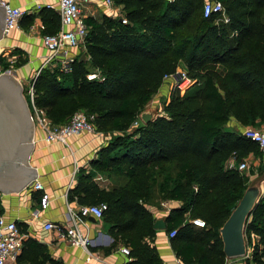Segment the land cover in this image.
<instances>
[{"label": "trees", "instance_id": "trees-1", "mask_svg": "<svg viewBox=\"0 0 264 264\" xmlns=\"http://www.w3.org/2000/svg\"><path fill=\"white\" fill-rule=\"evenodd\" d=\"M203 1L113 0L126 23L106 15L85 19L88 65L74 59L70 73L44 67L30 83L33 106L52 125L82 111L92 116L96 131L110 133L88 164L124 176V184L102 189L82 169L68 199L106 205L101 219L113 239L106 251L123 243L129 248L125 264L160 262L150 242L155 219L147 206L155 199L180 202L163 220L168 234L175 230L171 246L182 264H224L219 228L249 182L224 165L233 154L238 160L262 157L251 139L226 124L231 117L242 125L264 124V0H213L223 6L226 23L216 14L204 17ZM41 22L46 36L58 31V14L43 12ZM179 62L197 84L183 95L172 93L165 116L130 129ZM91 73L98 76L88 80ZM263 173L260 167L257 176ZM188 218L202 219L205 227L195 228ZM17 226L24 232V224ZM244 236L247 254L250 249L244 264H264V195L246 220ZM16 262L61 264L29 237Z\"/></svg>", "mask_w": 264, "mask_h": 264}, {"label": "crops", "instance_id": "crops-1", "mask_svg": "<svg viewBox=\"0 0 264 264\" xmlns=\"http://www.w3.org/2000/svg\"><path fill=\"white\" fill-rule=\"evenodd\" d=\"M10 4L19 8L23 14L18 26L8 34L0 37V70H10L21 83L27 95L31 80L42 68L49 67L58 70L60 68V60L52 64L46 63L51 51L45 44L46 34L41 22V13L43 12L49 13L52 11L59 16V0H10ZM83 14L85 19L87 17L100 19L102 15L120 20L122 17L124 18V10L121 5L114 3L108 9L98 0H91L86 3L83 7ZM218 20L221 21L219 17ZM60 28L59 16L58 31ZM64 50L65 56L72 60L78 59V61L84 53L85 59L83 62L88 65V56L85 53L84 46L65 47ZM178 67L184 68V64L179 62ZM170 81V79L163 78L157 91L165 90ZM163 86L164 88H162ZM156 102L157 92L147 102L145 108H156ZM230 123L233 126H239L235 121ZM134 127L131 126V128ZM262 127H264V124L257 128ZM110 137V133L99 131L95 133L82 132L78 135L69 136L65 143L45 144L42 140L43 133L37 128L34 133L33 150L30 154L29 163L36 170V180L42 184L43 189L50 196L49 205L45 210H41L38 204L40 192L33 191L30 188H25L18 193H0L1 215L5 220L14 221L16 225L18 223L24 224V229L22 227L24 232L19 231L24 235L23 240L29 237L45 245L50 257L61 264H125L130 260L129 254L125 255L120 251L121 247H127L121 242H116L112 249L106 251L112 246L113 239L108 234V226L102 219L87 216L78 226L81 234L90 241L87 251L58 238L54 231L43 229L45 222H63L67 206L74 211H77L81 206L76 199H68L69 190L77 183L79 170L84 169L83 173L90 174L93 182L102 189L109 190L124 184V176H108L95 171L88 164L90 160L97 157L98 151L107 144ZM247 158L253 159V156ZM262 163H264L263 155L254 161V164L259 165L258 169L262 167ZM257 173L251 174V179L256 177ZM262 191H264V181ZM179 205L180 202L177 201L155 199L154 203L147 206L156 220L164 219L171 208ZM189 220L188 218L187 222H190ZM194 227L197 228L195 225ZM170 239L165 229H154V236L150 242L157 250L159 264H182L171 246ZM238 260V258H225L224 264H242ZM7 264H17V262L14 260L9 261Z\"/></svg>", "mask_w": 264, "mask_h": 264}, {"label": "built area", "instance_id": "built-area-1", "mask_svg": "<svg viewBox=\"0 0 264 264\" xmlns=\"http://www.w3.org/2000/svg\"><path fill=\"white\" fill-rule=\"evenodd\" d=\"M89 1L91 0H59L58 12L60 16L61 28L56 32V34L52 36H45L44 38L46 46L51 51L46 59V63L52 64L55 63V61L60 60L61 65L59 71L62 73H70V64L73 61L71 58L65 56L64 48L84 46L88 27L85 23L83 7L86 3H89ZM98 1L108 9L114 5L113 0ZM0 6L5 8L3 35H6L18 26L23 12L19 8L13 7L10 4V0H0ZM202 11L204 17H208L210 14H216L219 16L221 21L225 23L228 21L223 6L218 1L204 0ZM121 22L126 23V19L122 17ZM2 72L11 73L10 70H0V73ZM96 76V74L91 73L87 75V79L91 80L96 78ZM163 78L170 79L172 81L171 86L179 94H183L194 83V81L188 76L187 72L183 70H176L174 73L165 75ZM27 95L31 103L30 113L35 130L38 128L42 131V140L45 144L55 142L65 143L66 139L71 135H78L82 132H96V128L92 123V116H87L82 111L74 112L69 121L64 125H52L46 118L43 111L33 106V93L31 86L27 91ZM139 122L140 121L137 117V120L132 125L136 127ZM241 133L245 137L251 139L257 145L261 155L264 156V127H247L244 128ZM235 156L236 155L233 154L228 159L229 164L227 160V164L229 165L228 169H236L239 172L246 170L247 164L245 159H242L241 162L238 163L237 167L234 168L231 161L232 158H235ZM262 168L264 171V163H262ZM248 178L250 180L251 176L249 175ZM26 188L40 192L38 198L39 208L41 210H45L49 205L50 196L43 189L42 184L35 179ZM105 209L106 205L104 203L82 205L77 209V211H74L71 207L67 206L63 222H45L43 224V229L46 231H54L58 238L87 251L90 241L87 237L81 234L78 226L87 216H92L95 219H101L102 213ZM189 221L196 227H205L204 221L200 218H192ZM174 234L175 230H172L168 235L171 238ZM23 237L24 235L19 232L14 221H7L2 215H0V264H7L9 261L16 260V257L22 247ZM251 239L254 240L255 237L251 235ZM120 251L125 255L129 254L128 247H121Z\"/></svg>", "mask_w": 264, "mask_h": 264}, {"label": "water", "instance_id": "water-1", "mask_svg": "<svg viewBox=\"0 0 264 264\" xmlns=\"http://www.w3.org/2000/svg\"><path fill=\"white\" fill-rule=\"evenodd\" d=\"M5 8L0 6V37L3 35ZM83 53L79 62H83ZM157 116V108H144L138 114L147 124ZM35 127L21 83L12 73H0V193H18L36 179L29 163ZM264 173L252 178L241 198L219 228L222 251L226 259L247 256L244 227L262 192ZM155 230H164L163 219H156Z\"/></svg>", "mask_w": 264, "mask_h": 264}, {"label": "rangeland", "instance_id": "rangeland-1", "mask_svg": "<svg viewBox=\"0 0 264 264\" xmlns=\"http://www.w3.org/2000/svg\"><path fill=\"white\" fill-rule=\"evenodd\" d=\"M180 70H183V71H186L187 72V69H186L185 65H184V68H181V67H178L177 68V71H180ZM214 70L216 72H220V71H222V66L221 65H215L214 66ZM188 76H190V75L188 74ZM190 78L194 81L193 84H195V83L197 84V79L196 78H192L191 76H190ZM171 85H172V81L169 82V84H168V86H166L165 90L164 89H161L160 91H157L156 108H157V115L158 116H165L166 115V113H165V105L168 102V100L170 98V95L172 93H175V91H176L175 89H173V87ZM162 88H164V86ZM183 94H179V95H183ZM24 97H25L26 101L29 102V98H28V96L26 94H25ZM231 121H235V119H233L231 117L230 120H229V122L226 124V128L232 129L235 132H242L243 129L244 128H247V127L257 128V127H259V126L262 125L261 123H258V122H256L255 125H242L239 122L235 121L239 126H236V125L233 126L230 123ZM131 129H133V128H131ZM244 159L246 161L247 168H246V170L241 171L240 172L241 174H243L244 176H249L250 174H253L255 172H259V169H258L259 165L257 166V164H254V161H256V159H257L256 157L253 156V159H248V158H244ZM231 162L233 163L234 168H236L237 165H238V163L241 162V160H238L236 158V156H235V158H232V161ZM228 164H229V160H228ZM228 164H227V162L225 163V165H224L225 168H228L229 167ZM263 193H264V191L261 192L260 196L264 195ZM249 252H250V249L248 251V254H249ZM248 254H247V256H248ZM238 259H239L238 261H241L242 264L245 263L244 257L243 258H238Z\"/></svg>", "mask_w": 264, "mask_h": 264}]
</instances>
